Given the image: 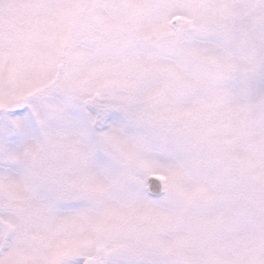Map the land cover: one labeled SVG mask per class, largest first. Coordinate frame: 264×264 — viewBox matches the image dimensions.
<instances>
[{"label":"snow or ice","instance_id":"snow-or-ice-1","mask_svg":"<svg viewBox=\"0 0 264 264\" xmlns=\"http://www.w3.org/2000/svg\"><path fill=\"white\" fill-rule=\"evenodd\" d=\"M0 264H264V0H0Z\"/></svg>","mask_w":264,"mask_h":264}]
</instances>
